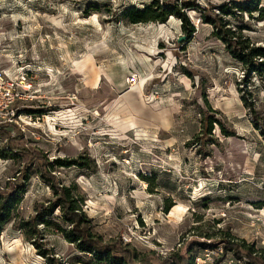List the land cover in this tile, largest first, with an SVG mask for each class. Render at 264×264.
<instances>
[{
	"label": "rangeland",
	"instance_id": "rangeland-1",
	"mask_svg": "<svg viewBox=\"0 0 264 264\" xmlns=\"http://www.w3.org/2000/svg\"><path fill=\"white\" fill-rule=\"evenodd\" d=\"M165 1L190 19V41L174 15L129 22L150 0H0V69L31 85L18 104L33 120L0 126V195L15 199L0 264H96L64 238L58 209L45 215L55 197L41 168L130 264H179L193 242L202 257L224 235L264 264V74L202 18L264 49V0Z\"/></svg>",
	"mask_w": 264,
	"mask_h": 264
},
{
	"label": "trees",
	"instance_id": "trees-1",
	"mask_svg": "<svg viewBox=\"0 0 264 264\" xmlns=\"http://www.w3.org/2000/svg\"><path fill=\"white\" fill-rule=\"evenodd\" d=\"M182 6H195V4H189L183 2ZM264 9H260L258 13L261 15V18L264 19ZM176 16L180 20V26L183 33L186 35V39L190 41L191 36L195 33V27L190 23V19L183 12V9L179 7L178 4H167L165 0H150V3L143 6L142 8H131L127 12V17L130 23H147V22H158L163 23L168 19L169 16ZM202 18L206 20L207 23H211L215 28V36L218 39L222 40L227 49L230 50V54L233 55L235 59H237L241 64L244 65L247 73L256 72L259 75L264 74V61L260 60L264 58V49L260 47H250L248 44H244V42L234 41L232 39L233 32L228 28H224V25L220 22H216V20L210 19L206 17V15H202ZM260 60V61H259ZM213 123L220 124V122L215 119L208 117L207 119V129L205 131L206 134H210L213 127ZM9 125V124H8ZM6 126V125H3ZM10 142V140H9ZM10 150H15L14 145L10 143L8 144ZM58 164V166H70L71 162L56 160L54 164ZM38 175L41 179L48 182L49 188L51 189L55 200L50 205V207L45 210V215H50L53 213L55 209L59 210L61 213L60 219L66 226H58L59 230L63 233L64 238L70 244H73L76 251L88 255L96 264H130L127 260V256H123L122 252L117 250V246L104 244L102 240L95 236L91 232V227L89 220L86 219V214L81 210L75 198L71 195V190L67 186H63L60 184H56L54 180L56 179L51 172L44 170L43 168L37 171ZM18 189L17 186L12 188V192ZM13 196L11 194L0 195V231L10 217V207L14 202ZM168 207L165 208V211ZM42 214V213H41ZM39 214V215H41ZM43 216H39V218L35 216L32 218L30 222H26L25 225L31 224L32 227L35 228V224L38 221H41ZM43 223L48 224L46 220H42ZM230 235H224L222 239L223 246L222 250L223 254L221 257H224L228 252L234 258H242L241 249L244 248L245 255L248 256L246 264H258L255 258H252L256 251H254L253 247L250 245H245L244 243H233V238H229ZM31 242L35 243L33 237L30 238ZM197 244L198 247L205 248V243H196L193 242L188 248V256L179 260V264H194V254H190L193 250L194 245ZM208 249L210 247H207ZM120 251H123V248H119ZM125 251V250H124ZM127 252V251H126ZM44 252H41L43 254ZM218 258L214 264H217L222 259ZM251 257V258H250ZM181 259V258H180ZM140 264H150V263H140ZM173 264V263H172ZM175 264V263H174Z\"/></svg>",
	"mask_w": 264,
	"mask_h": 264
},
{
	"label": "built area",
	"instance_id": "built-area-1",
	"mask_svg": "<svg viewBox=\"0 0 264 264\" xmlns=\"http://www.w3.org/2000/svg\"><path fill=\"white\" fill-rule=\"evenodd\" d=\"M30 87L24 75L9 76L3 69H0V126L8 124L21 126V123H25L23 120L33 121L31 115H23L18 104L32 98ZM123 240L127 241V238L123 237ZM223 251L222 248L205 249L204 255L197 256L194 264H214L222 256ZM222 258L217 264H246L247 261L245 257L236 259L225 255Z\"/></svg>",
	"mask_w": 264,
	"mask_h": 264
},
{
	"label": "bare ground",
	"instance_id": "bare-ground-1",
	"mask_svg": "<svg viewBox=\"0 0 264 264\" xmlns=\"http://www.w3.org/2000/svg\"><path fill=\"white\" fill-rule=\"evenodd\" d=\"M70 111V110H69ZM69 111H64V112H61V111H58V112H56V113H52V115H56V116H63V114H65L66 112H69ZM48 118V117H47ZM175 209H177V208H175Z\"/></svg>",
	"mask_w": 264,
	"mask_h": 264
}]
</instances>
